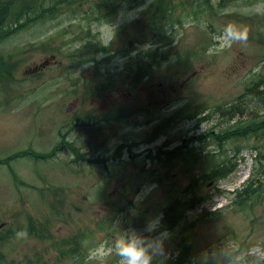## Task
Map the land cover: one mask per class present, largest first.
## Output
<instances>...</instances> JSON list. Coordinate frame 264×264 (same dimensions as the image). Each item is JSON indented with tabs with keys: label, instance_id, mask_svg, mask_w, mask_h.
Masks as SVG:
<instances>
[{
	"label": "rangeland",
	"instance_id": "374dc122",
	"mask_svg": "<svg viewBox=\"0 0 264 264\" xmlns=\"http://www.w3.org/2000/svg\"><path fill=\"white\" fill-rule=\"evenodd\" d=\"M96 1L116 6L118 13H108L105 20L107 9L97 17L89 3L74 2L61 16L33 23L6 42L23 50L12 57L17 62L12 76L0 78V225L6 223L0 230L1 264L37 258V250L52 264H95L88 260L89 251L111 245L129 228L145 236L167 231L165 256L154 264H205L225 254L232 259L224 264H264V0H172L178 17L169 45L163 34L140 33L163 26L148 17V0ZM229 27L246 39H231ZM97 32L105 46L115 45L108 52L91 51L89 60L78 62L80 49L97 42ZM133 38L138 41L129 53L97 65L104 53L115 54ZM50 40L56 51L36 47ZM165 48L170 60L153 66L149 77L134 87L124 69L126 60L133 72L139 54ZM171 63L175 65L167 69ZM106 80L114 84L103 89ZM238 103L245 104L242 113L223 115ZM178 108H183L181 115L153 134L157 123ZM238 121L254 129L252 134L227 138L224 146L214 140L190 143L186 149L209 152L196 164L182 159L156 163L148 155L160 145L173 148L193 134L224 130ZM66 141L68 146L41 157ZM72 144L84 151V158L76 157ZM119 145L122 153L116 159ZM28 151L33 155H19ZM212 153L228 157L233 171L195 188L200 203L170 228L163 222L165 206L189 192L195 171L214 167ZM246 187L257 191L240 206L235 201ZM159 216L160 228L143 232L147 221ZM32 222L50 229L55 239L85 232L83 253L60 258L51 248L46 254L53 239L31 235ZM185 244L198 255L185 259ZM201 255L206 256L199 259ZM117 260L112 256L108 264Z\"/></svg>",
	"mask_w": 264,
	"mask_h": 264
},
{
	"label": "trees",
	"instance_id": "16d2710c",
	"mask_svg": "<svg viewBox=\"0 0 264 264\" xmlns=\"http://www.w3.org/2000/svg\"><path fill=\"white\" fill-rule=\"evenodd\" d=\"M144 3L146 0H143ZM153 1V3H152ZM151 2L148 0L147 6L148 8L146 11H149V16L156 22H162L163 26L157 27V26H150L146 29L140 31L142 32H150L154 31L156 34H163L164 35V41L166 45H169L172 43V22L174 19L177 20L178 16L174 15V8L175 3L172 0H152ZM76 2L78 5H82L83 3L87 2L90 4L91 9L90 13L92 15H101L103 13L104 9H107V12L103 13V17L105 20L108 13L113 12L115 14L118 13L119 8L116 6H110L106 7L100 6L99 3H97L96 0H0V68H1V74L0 78H8L11 74L12 76V70L13 67L17 65V62L12 61V57L14 55L19 54L22 50L19 49H11L6 44V42L9 40L11 36H13L15 33L26 29L29 25L33 23H45L48 20H52L54 18H57L61 16L63 13L68 11V5L73 4ZM152 3V4H151ZM146 19V18H145ZM88 32L91 33L90 30ZM95 35V34H94ZM97 42L91 47H87L86 50L80 49V60L81 61H87L89 60V54L91 51H98V52H108L110 48L115 45L113 42H111L109 45H104L101 38H98L96 35ZM133 41L137 42V38H133L129 41L128 45H123L121 49H117L115 54L109 55L104 53L103 60L98 58L96 63L98 66H100L102 63L103 65H106L110 59H113L117 55H126L130 52V47L133 45ZM5 43L4 45H1ZM51 40L50 41H42L40 44H37V48H43L45 50H51L56 51V48L54 46H51ZM21 49V48H20ZM170 54L169 48L165 49H148L145 50L143 53L138 55V58L135 60L134 70L133 72L130 71V67L132 66L130 63V60H126V64L124 69L128 70V74L130 76H133L134 81V87H137L146 77H149V75L153 72V66L160 65L163 61L170 60ZM143 59H148L149 62L143 63ZM175 65L174 63H171L167 69L171 66ZM3 71V72H2ZM114 84V83H113ZM107 80L104 82L103 89L111 88L112 85ZM261 97V96H260ZM263 97V96H262ZM260 99H263V98ZM245 105V104H244ZM242 104H237L236 106H229L226 107L225 110L222 111L223 115H226L228 117L232 116L234 113H242L244 111V106ZM141 110H145L144 107H141ZM183 111V108H178L173 116L168 117L163 122L157 123L153 130V134H160L165 127H167L172 120L177 118V116L181 115ZM197 109L194 108L191 112H196ZM237 111V112H236ZM247 128L244 130L243 128H238V130L235 129L234 125L222 130L218 131H206L203 134H193L188 139L187 143H180L177 144L173 148H163V145H160L158 147V150L154 153H149L148 155L153 157L154 161L162 162V163H170L173 162L176 159H182L184 160L187 165L189 164H196L198 159L202 156L208 155L209 152L204 153L202 150H197L194 147H190L189 149H186L189 147L190 143H193L197 140H214L217 144H221L224 146L225 141L227 138L230 137H242L246 136L248 129L250 131H254V129H251L248 127L245 123H243ZM65 146V145H64ZM63 147V145L60 144L59 147L55 148L53 151L42 154L41 157H47L55 153L56 150ZM123 145H119V147L114 151V157L116 159L120 158V155L122 153ZM242 145L240 146V148ZM72 152L76 155L77 158L82 159L84 158L83 152L81 153L79 148L74 146L73 144L69 147ZM31 154L32 152H20L19 155L23 154ZM262 152L260 153V155ZM37 156V154H35ZM215 157L214 167L211 168L208 171L204 172H198L195 171L193 173V182L191 186L188 188L189 192H185L183 196H179L178 198L173 199L168 206H165L164 208V216H163V222L168 225L170 228L175 227L185 216V213L193 208L194 206L198 205L201 201L202 197L195 196L193 194L195 188L200 187L201 183L203 181H212L213 179H220L225 177L229 174L231 171L230 169V160L228 157L226 158H220L216 157L215 153L211 154ZM86 160H89L88 157L85 156ZM251 181V180H250ZM250 185L251 182H250ZM191 191V192H190ZM257 191V188H249L246 187L244 190L239 192L238 198L236 199L237 203L240 206H244L247 201L250 198V195L255 193ZM245 194V197H242V195ZM197 201V202H196ZM33 222H35L32 219ZM30 223L29 225V233H32L35 231V236L41 239H53V232L51 230H45L47 228H38L34 223ZM184 229H186V225H184ZM87 236L85 232H77L74 235H70L69 238L67 237H61L60 239H53L50 246L45 249V252H47L52 248L54 250H58L60 252V258L66 257V256H73L75 254H78L77 257L83 253V250L81 249V244L83 243L84 238ZM83 238V240H82ZM74 243V246L72 247L71 244ZM183 253L185 254V259H187L190 256H196L198 255L197 252H194L191 249L190 245H183L182 248ZM37 252L40 254L37 258H34L33 256H28L23 259H13L11 264H52L49 259H46L44 256V252H41L40 250H37ZM206 255L199 256V259H203ZM227 259H231L230 256L227 254L223 255L222 257H212L210 260H206L205 264H223ZM3 256L0 254V264L2 263ZM58 264V263H56ZM255 264H258V262H255Z\"/></svg>",
	"mask_w": 264,
	"mask_h": 264
},
{
	"label": "clouds",
	"instance_id": "9594fccd",
	"mask_svg": "<svg viewBox=\"0 0 264 264\" xmlns=\"http://www.w3.org/2000/svg\"><path fill=\"white\" fill-rule=\"evenodd\" d=\"M231 39L244 40L246 34L233 33L231 27L227 29ZM162 216L147 221L143 232L154 233L160 228ZM169 238L167 231H160L153 236H145L136 229L129 228L121 231L113 239L111 245L101 244L89 251L88 260L95 264H108L109 258H118L117 264H154L157 258L165 256V240Z\"/></svg>",
	"mask_w": 264,
	"mask_h": 264
},
{
	"label": "bare ground",
	"instance_id": "6f19581e",
	"mask_svg": "<svg viewBox=\"0 0 264 264\" xmlns=\"http://www.w3.org/2000/svg\"><path fill=\"white\" fill-rule=\"evenodd\" d=\"M137 2H138V3H144L143 0H137ZM70 5H71V3H70ZM70 5H68L67 7H69ZM105 6H106V7H110L111 4H105ZM147 8H148V6H147V4H146L144 10H146ZM96 35H97L98 38H101L102 42L104 43V40H103V38H102L100 32H97ZM110 43H111V42H110ZM110 43H107V42H106V45H109ZM6 45L9 47L8 44H6ZM166 49H167V48H166ZM18 59L21 60L22 57H18V58H17V61H18ZM13 62H16V61L12 60L11 63H13ZM2 72H3V71H2ZM12 74H13V72H12ZM132 77H133V76H132ZM110 81L113 82V79L110 78ZM117 115H119V116L122 118V117H124L125 112H120V113H118ZM234 127H235L236 130H238V128H240V127L243 128L244 130L247 128L242 122H239V121L236 122V123L234 124ZM243 134H252V132L248 129L247 133H243ZM196 202H197V201H196ZM196 206H197V205H196ZM194 207H195V206H194ZM194 207H193V208H194Z\"/></svg>",
	"mask_w": 264,
	"mask_h": 264
},
{
	"label": "flooded vegetation",
	"instance_id": "af4514ba",
	"mask_svg": "<svg viewBox=\"0 0 264 264\" xmlns=\"http://www.w3.org/2000/svg\"><path fill=\"white\" fill-rule=\"evenodd\" d=\"M5 225H6V223H2V224L0 225V230L3 229V228L5 227ZM30 234L35 236V231L32 232V233H30ZM1 236H2L3 238H5V235H4V234H1ZM63 237H67V238H69V234H64ZM53 238L55 239V234H54V232H53Z\"/></svg>",
	"mask_w": 264,
	"mask_h": 264
}]
</instances>
